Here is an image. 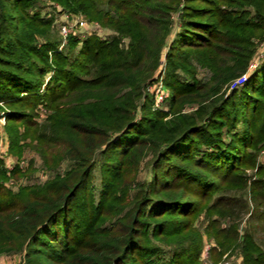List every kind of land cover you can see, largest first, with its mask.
I'll list each match as a JSON object with an SVG mask.
<instances>
[{
	"label": "trees",
	"instance_id": "1",
	"mask_svg": "<svg viewBox=\"0 0 264 264\" xmlns=\"http://www.w3.org/2000/svg\"><path fill=\"white\" fill-rule=\"evenodd\" d=\"M36 1L0 0V103L10 153L33 147L49 177L11 190L4 180L34 169L7 170L0 157V254L195 264L205 237L215 260L231 250L240 264H264V59L246 71L264 38V0H59L113 31L73 35L67 49L51 19L30 13ZM164 50L166 111L147 92ZM140 100L147 113L136 118Z\"/></svg>",
	"mask_w": 264,
	"mask_h": 264
},
{
	"label": "rangeland",
	"instance_id": "2",
	"mask_svg": "<svg viewBox=\"0 0 264 264\" xmlns=\"http://www.w3.org/2000/svg\"><path fill=\"white\" fill-rule=\"evenodd\" d=\"M30 13H38L41 17H45L48 19H51L53 21L54 27H55V36L54 38L57 40L59 46L58 48L61 49L62 47H66L69 44V39L71 36H76L78 38H83L87 35H90L92 33L97 34L101 37H107L111 34H113V31L106 28L105 26H101L98 21L91 20L83 13H75V12H69L65 9L64 5L59 0H38L36 1V4L34 7L30 9ZM176 12L173 13V26H172V34L170 35V39L174 36L175 29L177 30V22H176ZM63 28H66L69 30L66 33H64ZM127 41V40H126ZM258 48L255 52V55L251 61L250 64H255L254 67L247 68V72L255 69L259 63L264 59V38L259 41ZM76 50V49H75ZM165 51L164 50L161 53V57L159 60V67L161 68L160 71L156 73V75L161 76V79L163 80L164 75H161L162 69L165 66ZM246 72V75H247ZM245 73V72H244ZM48 76V75H47ZM46 76V77H47ZM241 76V75H240ZM239 77V76H238ZM237 78V77H236ZM154 80H156L154 78ZM242 85V84H240ZM165 92L167 94V97L163 103H161L158 109L166 111L168 110V100L169 95L168 91L165 88ZM143 99V98H142ZM144 100V99H143ZM151 100V99H150ZM152 104L154 102V99L152 98ZM141 103H144L145 110L141 111ZM149 101L145 103V101L140 100L137 102L136 107V118L142 113H147V106ZM188 110L191 111L194 106H190L189 104L186 105ZM42 114L43 112L46 113L44 109L39 108ZM191 109V110H190ZM8 113L7 107L0 103V116L3 115L4 117V124L1 127V133L3 135V141L2 145L0 146V157L4 160V165L7 168V170L12 169L15 165L19 166V168H23V171H25L28 167L32 166L34 171L31 172L30 178L28 176L19 175L16 178H10L3 181V184L11 189V190H18L20 186H23L25 184L35 183V184H42L45 181H47L49 177V171L47 168L43 165L41 161L40 155L37 153V151L33 147H26L22 154H11L9 151V139L8 134L6 130L7 126V119L6 114ZM42 121V120H40ZM100 150H97L94 158L96 159V165L92 171L91 179H90V190H93V192H97L99 190L100 186V161L102 160V156L99 155ZM258 159L264 163V150H260ZM149 160V159H148ZM68 161H63L60 170H64L68 166ZM149 169L147 166V162L144 160L141 164V171H140V179H148L149 178ZM200 221H203V219H200ZM258 240H260L261 243L264 245V240L262 237L264 235L261 233V231H258L256 234ZM212 241L208 240L204 237L203 239V246L201 249L200 256L198 258L197 263L195 264H240L241 258L238 256V254L231 252V250L225 252L221 257L218 259H214L210 256V250H208V255L205 256L204 254V248L206 246L211 247ZM163 250H168V247L166 245H162ZM3 256L2 261H0V264H19L21 261V254H1ZM16 256V260L14 262V259L11 260L10 257ZM11 260V261H10Z\"/></svg>",
	"mask_w": 264,
	"mask_h": 264
},
{
	"label": "built area",
	"instance_id": "3",
	"mask_svg": "<svg viewBox=\"0 0 264 264\" xmlns=\"http://www.w3.org/2000/svg\"><path fill=\"white\" fill-rule=\"evenodd\" d=\"M64 33L67 34V32L69 30H67L66 28H63ZM255 64H250L249 68L254 67ZM159 75V74H158ZM158 75H155L154 78L156 80H154L151 84H149L147 87V92L152 93L153 94V107L155 109H158L161 103H163L167 97V94L165 92V87H164V83L163 80L161 79V76L158 77ZM246 79V73L242 74L241 76L235 78L233 80V82L231 83V88H235L237 86H239L240 84H242L244 82V80ZM4 124V117L3 115L0 116V146L2 145V141H3V135L1 133V127ZM208 249L209 246H206L204 248V254L205 256L208 255ZM207 264V263H206Z\"/></svg>",
	"mask_w": 264,
	"mask_h": 264
},
{
	"label": "crops",
	"instance_id": "4",
	"mask_svg": "<svg viewBox=\"0 0 264 264\" xmlns=\"http://www.w3.org/2000/svg\"><path fill=\"white\" fill-rule=\"evenodd\" d=\"M16 257V256H15ZM14 256H12V257H10L11 258V260H13L14 259V262H15V260H16V258H15ZM1 259H3V256L0 254V261H2ZM10 260V261H11Z\"/></svg>",
	"mask_w": 264,
	"mask_h": 264
}]
</instances>
